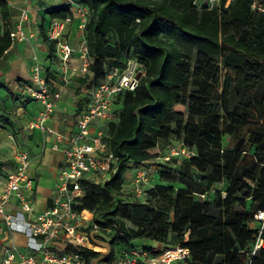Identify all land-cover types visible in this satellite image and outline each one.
Masks as SVG:
<instances>
[{"label":"trees","instance_id":"trees-1","mask_svg":"<svg viewBox=\"0 0 264 264\" xmlns=\"http://www.w3.org/2000/svg\"><path fill=\"white\" fill-rule=\"evenodd\" d=\"M225 2L210 11L197 0H68L48 9L59 19L72 15V4L89 12V76L78 78L76 95L129 59L141 69L135 88L114 96L106 122L116 173L101 183L81 181L83 195L73 204L92 214L95 239L109 247L105 255L65 248L78 251L84 264H112L141 239L162 245L159 252L186 248V264H264V230L254 250L259 233L251 225L264 210V12L252 9V0H230L223 9ZM0 7L8 22L2 0ZM39 33L51 58L56 42L43 28ZM10 45L5 29L0 57ZM174 140L192 154L174 156L177 166L159 179L181 187L159 184L142 200L118 201L124 165L157 158Z\"/></svg>","mask_w":264,"mask_h":264},{"label":"built area","instance_id":"built-area-1","mask_svg":"<svg viewBox=\"0 0 264 264\" xmlns=\"http://www.w3.org/2000/svg\"><path fill=\"white\" fill-rule=\"evenodd\" d=\"M229 2L230 0H226L222 8L226 9ZM197 3L207 11L220 6V0H197ZM251 7L264 12V0H252ZM26 19L27 14L23 10L18 22L9 32L11 42L26 39V31L23 28V21ZM85 21L84 18L79 24L82 35L78 53H81L82 58L88 57L83 35ZM63 26L62 21H54L47 36L56 42L60 67L67 69L73 49L69 43L61 41ZM88 66L89 64L84 62L77 71L85 73ZM139 72L141 69L134 59H129L122 71L117 68L109 70L99 85L87 88V103L77 114L76 132L66 138L54 132L52 149L63 152L65 166L59 171L51 205L42 212H34L32 205L23 195L24 190L33 187L27 172L30 164L29 154L25 150H17L14 153V170L0 179V234L8 232L10 235L2 251L0 264H84L78 251H66V247L87 248L102 253L99 244L104 243L94 237L97 227L94 225L90 229L92 214L86 210H75L73 204L83 195L81 181L101 183L116 173L119 164L108 149L106 122L113 118L114 96L124 90H133L140 77ZM32 79L38 88L34 89L29 84L26 91L28 95L40 101L41 109L29 122L28 128L52 133L48 121L54 113L60 93H51L44 82L38 79L37 74H34ZM63 142L67 145L60 147ZM190 154L192 153L184 147L180 153H170L172 156L186 157ZM168 159L169 156L165 157V160ZM144 181L143 172L135 184L137 194L142 192L139 183ZM13 196L18 201V210L11 213L6 211V204ZM254 223L257 224L259 233L255 250L263 245L260 234L264 230V210L254 215ZM14 233L25 237L26 252L16 246L12 237ZM187 256L188 250L180 246L169 247L160 252L156 248L148 250L134 247L121 250L112 264H186Z\"/></svg>","mask_w":264,"mask_h":264},{"label":"crops","instance_id":"crops-1","mask_svg":"<svg viewBox=\"0 0 264 264\" xmlns=\"http://www.w3.org/2000/svg\"><path fill=\"white\" fill-rule=\"evenodd\" d=\"M2 1L4 2L7 12L9 13V20L8 22H6L2 19L0 7V35L5 29H8L10 32L13 26L18 22L20 13L21 11H23V9H25L24 11H26L27 17H29L32 26H35V28H37L38 34L28 42H11L10 47L0 57V86H2V84L11 85L13 80L17 78H21L24 79V81H27L32 74V56H36L37 58H39V62L42 66L45 62L53 68L60 66L58 51L56 50V48L53 56L51 58H47V45L43 41L39 33V29L43 28L46 33V29L51 20L59 19L52 18L48 15L47 11L49 8L65 4L68 2V0ZM74 5L75 4H72L71 6V13L73 16H75L73 12ZM71 16L67 19L61 20L63 21V23H65L63 24L64 26L61 35V41L69 43L73 47L77 43V40L82 33L79 31L80 29L78 19H73V21L71 22ZM28 26L29 24H27V20H24L23 28L25 31H27ZM77 55L78 50H74L72 52L70 65L74 63L75 67L72 68L73 72H71L69 77L74 75V71L78 69L79 63L74 61L77 58ZM45 76L46 78H51V75L48 72H45ZM1 92L3 91L0 89V97L4 98ZM6 95L9 94L6 93ZM75 96L76 100L70 102V104L62 101L60 97L57 100L55 105L56 107L54 108V113L48 121L49 128L53 130L52 133H43L37 129L31 130L30 135L27 137V144L30 147V150L27 148L22 149L20 147H17L15 145V142L13 143L11 152L12 157H14V153L17 150L27 151L30 157V164L27 172L28 176L32 179L33 187L30 190H24L23 195L25 199L32 205L34 212L36 213L44 211L51 205L52 198L55 194L59 171L65 166L63 152L61 150L52 149V144L55 140L54 132L60 133L64 138L74 134L77 130V114L79 110L83 108L87 103V94L84 89L81 88L79 95ZM39 107H41V105L34 104L33 102H27L25 108H20V119L30 118L38 111L37 109H39ZM9 137L13 142V134H10ZM3 138L5 139L6 137L3 136ZM10 143L11 142L8 141V145ZM66 145L67 144L63 142L60 144V147H64ZM2 160L5 161L6 158H2ZM14 168V160L12 166L6 164L3 165V171L0 172V179L4 178L9 172L13 171ZM17 205L18 201L16 197H11L8 204H6V211L14 213L18 210ZM9 237L10 235L8 234V232L0 234V259L2 257V251L7 245ZM12 237L16 246L20 250L26 252L27 249L25 247V237L20 233H14Z\"/></svg>","mask_w":264,"mask_h":264},{"label":"rangeland","instance_id":"rangeland-1","mask_svg":"<svg viewBox=\"0 0 264 264\" xmlns=\"http://www.w3.org/2000/svg\"><path fill=\"white\" fill-rule=\"evenodd\" d=\"M25 10V9H23ZM73 12L75 16H71L70 21L72 22L73 19H78V23L80 24L82 22V19H87L89 16L88 10L81 5L75 4L73 6ZM67 19V18H65ZM27 24H29L28 29L26 31V39L23 41L28 42L30 39L34 38L38 34L37 28L35 26H32V23H30L29 17H27ZM59 19H52L49 23L46 34H49L50 29L52 28V24L54 21ZM63 19H60V22ZM63 22V21H62ZM65 24V23H63ZM80 31V30H79ZM81 32V31H80ZM82 35V34H81ZM84 35V31H83ZM80 39L81 36L78 38L77 43L72 47L74 50H79L80 48ZM81 53H78L77 58L74 60L75 62H78V68L82 67L84 62L86 64L91 63V59L88 57L82 58L80 57ZM33 65L31 66L32 74L30 78L27 81H24V79L17 78L13 80L12 84H2L0 86V89L3 91L1 94H3L4 98L0 97V172H2L3 165H13L14 157L11 156L13 143L15 142V145L17 147H20L22 149L27 148L30 150V147L27 144V137L30 135L31 130L28 128L29 122L32 121V119L36 116L37 112L41 109H37L36 113L32 115L28 119H20L19 114L21 113L20 108H25L27 102H33L34 104H39L40 101L38 99H35L34 97H31L27 94L26 86L31 85L34 89L38 88L36 83L33 81L32 76L34 74H37L38 79H41L46 87L50 90L51 93L54 92H60V99L62 101H65L66 103L70 104V102L76 100V94H74L77 86H78V78H82L85 76H89L88 70L85 73H82L80 71H74V75L71 77L70 74L73 72V67H75L74 63L68 66L67 69H62L60 66H57L56 68H53L52 66L48 65V63H44L43 66L40 64V59L36 56H32ZM47 61V60H45ZM127 66V64H126ZM45 72H48L51 75V78H46ZM140 73V72H139ZM85 92H87V87H82ZM60 90V91H58ZM8 93L9 95H6ZM70 99V101H69ZM56 107V106H55ZM174 110L176 111H184V107L182 106H174ZM52 117V116H51ZM13 134V142L10 139L9 135ZM3 136L6 138L4 139ZM8 141L11 142L8 145ZM224 145H229L231 142L229 141L228 137H224ZM183 149L181 146V142L179 141H172L168 146H164L163 148H159L158 154L159 157L154 158L150 161H147L142 164H125L124 170L121 173V176L124 178V183L122 186L121 191L115 196V198L118 201L122 202H131L133 200H142L144 198V191L152 188L153 186L162 184V185H168L172 186L174 188L181 187V184L179 182H165L159 179V173L165 169L171 168L174 169L177 164L175 162H172V160L175 158L174 156L170 155L171 152L174 153H180V151ZM169 156L168 160H165V157ZM177 160H180L183 158V155H178ZM188 155V157H190ZM186 157V156H185ZM2 158H6L5 161L2 160ZM144 172V182H140L139 185L142 188V192L140 194H137L135 191V184L138 178L141 176V173ZM220 187L224 188L223 185H220ZM254 227H257V224H251ZM132 244H134L136 247H153V248H160L162 245L148 240H134L132 241ZM101 248V254H106L109 250V247L106 243L99 244Z\"/></svg>","mask_w":264,"mask_h":264}]
</instances>
